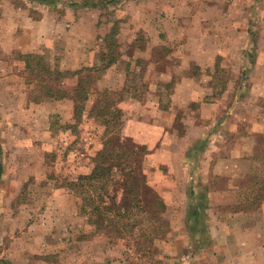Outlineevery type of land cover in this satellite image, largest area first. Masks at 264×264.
<instances>
[{
	"label": "rangeland",
	"instance_id": "374dc122",
	"mask_svg": "<svg viewBox=\"0 0 264 264\" xmlns=\"http://www.w3.org/2000/svg\"><path fill=\"white\" fill-rule=\"evenodd\" d=\"M73 1L87 2L0 0V264H264V0H212L235 18L213 21L231 32L221 37L225 52L205 68L196 64L200 53L163 46L165 37L152 52L140 51L150 37L123 33L117 7L125 0H93V13L71 34L60 17L67 8L85 10L66 5ZM88 17L98 22L92 49L71 51L70 36L90 37ZM27 19L30 29L21 30ZM22 42L36 50L17 48ZM28 53L43 56L52 74L40 78L48 75L56 93L74 95L72 117L36 120L15 106V88L30 91L29 105L54 99L38 100L40 78L16 64ZM8 62L14 78L5 77ZM176 77L183 83L175 85ZM79 83L87 100L76 94ZM99 101L121 114L104 124L94 112ZM107 143L136 154L148 187L142 225L156 217L167 223L153 241L137 226L105 234L80 213L74 183L93 171Z\"/></svg>",
	"mask_w": 264,
	"mask_h": 264
},
{
	"label": "crops",
	"instance_id": "0c3cea01",
	"mask_svg": "<svg viewBox=\"0 0 264 264\" xmlns=\"http://www.w3.org/2000/svg\"><path fill=\"white\" fill-rule=\"evenodd\" d=\"M218 7L215 9V3L212 0H125L124 2L118 4L117 11L120 12L118 18L120 20L122 19L125 23L123 33L132 36L133 34L135 35L136 32L138 35L139 31H143V34L147 37V39L150 37V42L147 43V45H143L144 43L137 44V48L140 51H147L146 49L149 47V50L152 52V48L156 44H159L162 37H165L168 40L160 43L166 44L163 46L175 48L176 51H181V46H184L185 44V47L189 52L200 53L196 59V64L201 68H205L213 66L217 56L225 52V47H223L224 43H222L221 37L225 36L226 31L231 32L230 29L226 30V28H223L222 26H218V28L215 26L213 28V21H219L221 23L222 21H232L235 18L234 13L219 11ZM68 9L70 11H67ZM90 9L92 8H86L85 10L67 8L64 14L60 17L62 20H67L65 23V30L70 28L69 30L71 34H77V27L82 25L88 14L93 13V10ZM54 16H56V14H54L53 17ZM88 19L91 30L90 37L86 39L82 38V41H80L79 38H73L70 36V39H67V41H71L74 44V47L70 48L71 51H91V42L95 39V37L93 38L92 36L94 32L95 36L97 34L98 22L93 20L92 17H88ZM43 20H45L44 17L40 20H35L33 27L42 25ZM26 23L27 24H24L22 21L21 30L25 29L27 31L30 29V19H27ZM30 31L31 30L28 31V34ZM33 33H35V31H33ZM176 42L179 44L178 46L175 44ZM85 45L88 49L83 47ZM17 48L23 49V51L27 53L35 51L36 45H30L22 42V44ZM207 53H209V55H207ZM176 57L177 56L174 55L170 58L177 59ZM78 63V61L73 62L75 65H78ZM1 64L4 63L1 62ZM16 64H19L21 71L27 72L24 61H19ZM5 67L10 68V70H7L10 72V75L8 76L7 74L5 76L7 79L12 77L14 78L18 75L17 72L13 71L12 62L6 63ZM199 79H201L200 76H191L187 79V81L189 80L190 82L197 83ZM183 80V78L179 79L176 77L175 85L183 83ZM102 86L110 85L104 81ZM171 95L173 99L175 95L173 93ZM10 96H13V101L15 99L20 101L15 106L21 108V112L28 113L29 117L35 118L36 120L46 118L48 115L54 113H58L61 117L67 119L68 116L72 117L75 106V97L71 93L58 100H55L54 98L53 100L32 103L31 105H29V90L24 91V89L15 88L13 92H10ZM129 98L135 99V102H139L141 100L135 96H131ZM188 98L194 100L193 96H190V93ZM174 106L175 105L169 106L166 112L171 110ZM237 260L241 261L242 256H237ZM251 260L252 259H249V262Z\"/></svg>",
	"mask_w": 264,
	"mask_h": 264
},
{
	"label": "trees",
	"instance_id": "16d2710c",
	"mask_svg": "<svg viewBox=\"0 0 264 264\" xmlns=\"http://www.w3.org/2000/svg\"><path fill=\"white\" fill-rule=\"evenodd\" d=\"M53 4L65 3V0H49ZM48 0H41L42 3L49 2ZM87 2H69L66 4L70 7L91 8L95 6L93 0H84ZM116 26V23L115 25ZM116 30L107 35V41H110L112 35ZM21 59L26 64L27 72L40 78L41 72H48L52 74L51 68L44 63L43 56L36 53L22 54ZM115 59H110L108 66L113 64ZM255 62V60H254ZM253 63V61H252ZM215 68L218 70L220 64L217 63ZM48 75L46 78H40L39 84L45 90V95L40 96L38 100L43 97L64 98L68 94L63 93L60 89H55L48 85ZM56 77L61 75L54 74ZM215 87V85H214ZM221 93V92H218ZM76 94L83 100L88 99V93L81 89V83L78 84ZM99 107L96 115L103 118V123H111L114 118L120 114V110H108V106ZM111 116V120L108 119ZM135 152L131 150L111 147L107 143L104 150L97 154V164L93 171L86 175H80L78 182L74 183L78 187L81 195V204L79 206L80 213L87 217L90 224L94 225L97 230L104 231L105 234H112L115 236H123L124 232L136 228L137 234L140 236H150L152 241L163 234V227L167 226L165 220L161 221L157 217L152 221L142 225L143 219L146 218V205L143 203L142 193L148 189L147 184L140 180L137 173ZM258 159H264V151L258 154ZM264 164V160L262 161ZM258 171V169H257ZM261 182L264 181L259 180ZM114 186V188H113ZM113 188V189H112ZM264 197V189H260ZM158 205L165 209V203L158 201ZM161 213V212H160ZM139 226V228H138Z\"/></svg>",
	"mask_w": 264,
	"mask_h": 264
}]
</instances>
